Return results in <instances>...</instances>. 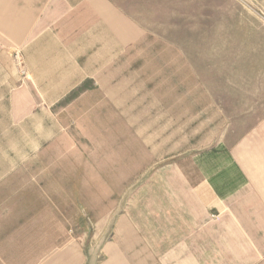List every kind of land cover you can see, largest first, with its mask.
I'll list each match as a JSON object with an SVG mask.
<instances>
[{"label":"crops","instance_id":"crops-1","mask_svg":"<svg viewBox=\"0 0 264 264\" xmlns=\"http://www.w3.org/2000/svg\"><path fill=\"white\" fill-rule=\"evenodd\" d=\"M138 14L116 0H0V73L17 81L22 59L28 83L6 92L0 127L29 161L0 165V264H264V120L181 150L174 120L161 125L155 99L134 104L131 72L116 67L146 49ZM73 208L100 209L89 243L68 230Z\"/></svg>","mask_w":264,"mask_h":264},{"label":"rangeland","instance_id":"rangeland-1","mask_svg":"<svg viewBox=\"0 0 264 264\" xmlns=\"http://www.w3.org/2000/svg\"><path fill=\"white\" fill-rule=\"evenodd\" d=\"M116 2L131 11H140L135 16L147 28L146 49L141 48L140 53L137 49L134 59H116V67L121 69L124 63V72L127 69L131 72V86L138 89L134 104L147 97V104H154L155 99L163 106L161 125L165 126L171 118L174 120L173 140L179 143L181 150L187 145L194 146L202 136L215 140L226 136L231 143L235 137L249 133L252 126L264 120V0ZM15 60L19 67L17 81L10 83L5 70L0 73V90L3 92L0 107L9 103L6 92L11 87L17 83L19 86L28 85L23 60ZM2 114L0 125H10V113H0V116ZM201 122L205 124L201 126ZM2 127L0 165L20 167L23 171L29 161L12 158L18 155V144L14 143L18 131ZM170 131L168 128L166 137L170 136ZM10 135L15 138L10 139ZM107 144L103 140L92 144L95 150L91 152L98 153L101 158L96 161L100 174L106 172L109 164L105 158ZM131 151L135 153L142 148L131 143ZM86 157L84 154V158L91 162ZM115 162L126 161L116 159ZM154 162L157 165L174 163L171 160ZM99 177L104 184L107 183L106 176L101 174ZM24 178L25 175L13 178L15 185ZM120 179L119 175L116 176L115 183ZM137 180L138 176L132 177L133 183ZM118 197L116 195V199ZM99 210L88 209L93 217L86 218L80 216L77 209H67L69 220H72L68 230L83 235L87 239L85 244L89 243L93 230L90 220Z\"/></svg>","mask_w":264,"mask_h":264}]
</instances>
